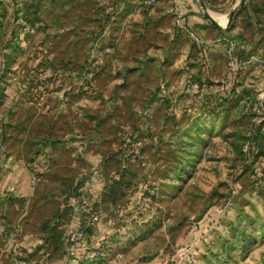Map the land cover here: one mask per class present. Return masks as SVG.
Segmentation results:
<instances>
[{
  "label": "rangeland",
  "instance_id": "rangeland-1",
  "mask_svg": "<svg viewBox=\"0 0 264 264\" xmlns=\"http://www.w3.org/2000/svg\"><path fill=\"white\" fill-rule=\"evenodd\" d=\"M0 264H264V0H0Z\"/></svg>",
  "mask_w": 264,
  "mask_h": 264
},
{
  "label": "crops",
  "instance_id": "crops-1",
  "mask_svg": "<svg viewBox=\"0 0 264 264\" xmlns=\"http://www.w3.org/2000/svg\"><path fill=\"white\" fill-rule=\"evenodd\" d=\"M192 5H193V2H192ZM195 15H197V13H194V15H192V17L190 16V18H194V20H195V18L197 19V16L196 17H194ZM220 19V18H219ZM193 20V21H194ZM220 20H222V19H220ZM53 122L54 121H50V122H48V123H46L47 125L45 126V124L43 123V126H45L46 128H47V130L50 132V133H52V134H54V133H58V130H60V125H58V126H56V125H53ZM57 130V131H56Z\"/></svg>",
  "mask_w": 264,
  "mask_h": 264
},
{
  "label": "built area",
  "instance_id": "built-area-1",
  "mask_svg": "<svg viewBox=\"0 0 264 264\" xmlns=\"http://www.w3.org/2000/svg\"><path fill=\"white\" fill-rule=\"evenodd\" d=\"M145 1H152V0H145ZM232 59L229 60V63H232ZM81 235V229L78 228V229H73L72 231L69 232V235H68V238L69 240H73L74 237L77 238ZM72 251V250H71ZM93 252V250H92Z\"/></svg>",
  "mask_w": 264,
  "mask_h": 264
},
{
  "label": "water",
  "instance_id": "water-1",
  "mask_svg": "<svg viewBox=\"0 0 264 264\" xmlns=\"http://www.w3.org/2000/svg\"><path fill=\"white\" fill-rule=\"evenodd\" d=\"M233 9H231L228 13V17H231L233 14ZM207 17L210 19V21L217 23L216 20L214 19V17L212 15H210L209 13L206 12Z\"/></svg>",
  "mask_w": 264,
  "mask_h": 264
}]
</instances>
